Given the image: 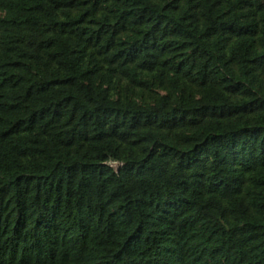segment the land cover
I'll list each match as a JSON object with an SVG mask.
<instances>
[{
    "label": "trees",
    "instance_id": "1",
    "mask_svg": "<svg viewBox=\"0 0 264 264\" xmlns=\"http://www.w3.org/2000/svg\"><path fill=\"white\" fill-rule=\"evenodd\" d=\"M0 264H264V0H0Z\"/></svg>",
    "mask_w": 264,
    "mask_h": 264
},
{
    "label": "water",
    "instance_id": "2",
    "mask_svg": "<svg viewBox=\"0 0 264 264\" xmlns=\"http://www.w3.org/2000/svg\"><path fill=\"white\" fill-rule=\"evenodd\" d=\"M107 166L111 167L114 169L115 172L119 173L120 168L122 167V163L118 161H113L110 160L109 162L106 163Z\"/></svg>",
    "mask_w": 264,
    "mask_h": 264
}]
</instances>
